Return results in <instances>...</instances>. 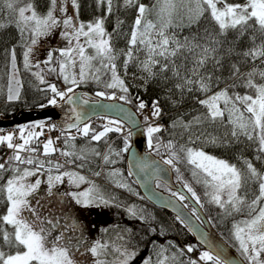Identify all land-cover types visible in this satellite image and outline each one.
I'll return each mask as SVG.
<instances>
[{"label": "snow or ice", "instance_id": "1", "mask_svg": "<svg viewBox=\"0 0 264 264\" xmlns=\"http://www.w3.org/2000/svg\"><path fill=\"white\" fill-rule=\"evenodd\" d=\"M5 7L8 10L16 11L18 13V20L16 26L23 33L26 29L33 33L34 37L47 35L51 29L58 25V20L54 15L57 12L58 0H49V10L43 16L39 15L33 8L32 3H28L23 7L17 8L16 5L20 0H3ZM108 6V12L113 10V0H102ZM125 7L135 6L137 9V16L135 18L132 30L128 39V50L121 52L125 57L123 66L127 69L130 62L135 61L140 70L147 74L148 79L157 76L164 77V73L171 71L172 76L178 79L174 87L178 89L181 94L185 91H196L207 94L212 87L213 79L219 83V77H215L214 73L217 71L223 72L225 70V57L219 55L223 50L222 45L224 40L218 39V36L226 37L230 30L238 32V37L244 36L249 30L253 29L259 32L261 42L255 43L256 36L251 37L253 47L238 53L242 55L244 62L252 61L255 65L256 61L260 62L259 66H253L249 71L242 72L239 63H230L227 65V70L230 72L234 80H243V86L250 89L252 94L229 95V89L224 88L205 99H199L197 102L206 109V119L212 121L222 120L227 111L228 122L232 125L231 135L239 139L241 135L246 137L249 141L257 143V151L264 154V83H256L255 79L259 77L264 80V0H245L243 4L228 3L227 0H156V4L150 8L139 0H123ZM74 8L78 9V0H71ZM153 9H157L155 22L147 18ZM59 11H64L60 8ZM30 12V15L26 13ZM183 13L184 15H181ZM207 14L208 18L217 26L218 33L213 35L208 29H204V35L201 36L198 32L192 33L190 36H185L183 39L178 38L176 29L193 27L199 28V23ZM179 18V22H176ZM187 23H184V20ZM63 24L67 29H74V31H66L63 35L67 38L71 36L76 41L75 48L69 47L60 50V56L56 57L59 74L63 76L65 83L73 86L85 82L89 77L100 82L102 71L111 73L110 82L105 84L109 89H120L123 93H128V87L125 81L119 76L115 64L117 55L111 46V35L106 33L103 27V19H97L95 23L75 25L73 17L69 16L63 20ZM5 25H0L4 27ZM84 37V44H81L80 38ZM107 37V38H105ZM203 41V42H201ZM71 42V41H70ZM31 43L34 45L36 39L33 38ZM85 45L94 50V54H87ZM32 48L29 47L24 53L25 67L29 66V54ZM143 51L145 58L139 60L138 53ZM234 48H228L226 53L231 56ZM187 53L188 55H184ZM76 58L79 59V79L77 74L72 72V68L76 66ZM181 58L182 63L177 65L176 59ZM13 62L15 61V52H12ZM54 59L52 52H49L48 59L45 63H50ZM94 61H99V67L94 65ZM107 61V63H105ZM190 61L191 67H187ZM211 61L212 72L207 73L208 64ZM158 69V71H157ZM181 69H184L182 74ZM51 72H56L57 68L49 69ZM207 73V74H204ZM35 75L43 82L44 76L40 72ZM14 79V77H13ZM165 80L168 77H164ZM19 84V81H16ZM230 85L229 87H235ZM54 95L48 100V104L56 105L57 97L63 99L67 93L59 91L55 84L48 85ZM73 88L69 87L67 92H72ZM8 99L14 100L19 97V89L13 91L11 81L8 86ZM97 95L104 96V92H98ZM111 98H115L113 93ZM120 100H128L127 95H121ZM71 100V97H69ZM220 101L224 102V107H220ZM86 102V101H85ZM130 102V101H129ZM146 104L141 101L138 105L139 109H144ZM152 116L160 118L163 115L162 109L159 107L158 101L153 102ZM148 117H145L147 120ZM196 123H199L201 118H193ZM79 120V115H77ZM189 121L183 126L189 128L192 125ZM176 122H173L175 126ZM114 125V126H113ZM42 127V125H41ZM55 128V125H52ZM162 125H149L147 131L148 147H153V134L159 133L162 130ZM68 128H77V131L84 136H88L92 131L91 140L99 141L105 137L109 132L120 133L123 131L119 121H109L103 126V131L95 132L90 129L89 125L85 124L82 129L77 127V124H68ZM21 139L23 143L14 144L13 135H0V143H7L9 149H13V156L9 157V162L18 161L20 164H33L32 157L25 159L21 156V151L27 150L35 152L36 148H28L32 137L39 136L41 133L29 132L27 136L24 135V128L20 129ZM131 132L124 137L125 147L123 151L128 150V139ZM59 139V138H57ZM74 139V137H72ZM198 139V137H197ZM190 142H194L190 138ZM215 143V140L211 141ZM67 143V140L65 141ZM53 140L48 139L44 144V153L48 154L55 149L52 147ZM156 148L161 147L159 143L155 145ZM164 147L169 150L174 149L172 141H168ZM114 151L110 149V152ZM181 152H184L185 158L189 164L193 166V175L198 176L203 174V183L205 186H210L211 203L219 205L220 208L231 207L229 215L233 213H245L243 218L233 224V235L238 242L239 249L249 264H264V173H261L254 167L250 161H246V173L235 165L228 163L225 160L218 159L212 155L205 153L203 150L195 148H185L181 146ZM66 156L73 155L70 152L63 153ZM119 155L120 153H115ZM99 155V152H96ZM79 158V157H78ZM181 157L175 152L171 151L170 158L164 163L173 165L174 160ZM259 159V156L257 157ZM105 163H115L114 160H109V154L104 156ZM42 166V165H41ZM59 167V165H58ZM6 170L5 163H0V171ZM19 171V169H15ZM38 170V169H37ZM179 171V169H177ZM35 173L25 168L19 175H14L8 179L3 190L6 191V200L8 202L7 213L0 217L5 224L13 226V231L0 228V240L3 245L16 250L11 253H6L0 246V264H76V261L70 254L69 247L58 243L60 237H56L52 241H48L44 234L46 230L40 227L37 230L35 222L28 221L22 212L28 207L27 197L36 190L40 181L37 180L35 184H25L24 180L28 176ZM116 172L111 175H116ZM74 183H82L85 177L78 173H64ZM99 175V173H96ZM131 175V173H129ZM56 181L61 180V176L54 178ZM53 180L49 177V183ZM257 185V190L253 194L251 201H248L247 195H240V190L245 188L249 183ZM120 187H127L125 184H119ZM188 190L192 192L195 197L196 193L188 185ZM227 196L223 199L222 196ZM77 203L85 205L92 204L99 200L101 203H108L102 197H95L92 195V189L87 192L74 194ZM184 199L183 196L180 197ZM199 201V197H197ZM132 216H136L137 212L134 208L128 209ZM141 220L145 217L140 216ZM130 230H125L129 232ZM118 239L124 240L123 236H118ZM112 248L115 258L111 261L101 259L100 257L108 254V249ZM187 252H193L194 246H186ZM88 251L93 257H96L94 264H129L136 255L135 250L128 247V242L120 245H109L108 243H101L97 241ZM168 251L165 246H158L156 255L158 259L156 264H169L170 257L165 255ZM181 255L184 249L179 250ZM171 260L173 264H178V258L175 253L172 254ZM201 262H211V264H229L226 259H223L220 254H214L212 251L201 252L198 259H189L186 264H201ZM143 264H153L152 257L144 260Z\"/></svg>", "mask_w": 264, "mask_h": 264}, {"label": "trees", "instance_id": "2", "mask_svg": "<svg viewBox=\"0 0 264 264\" xmlns=\"http://www.w3.org/2000/svg\"><path fill=\"white\" fill-rule=\"evenodd\" d=\"M140 3L148 5L150 8L156 4V0H139ZM228 3H244L245 0H227ZM28 3L33 4L34 10L41 16L45 15L49 10V0H20V3L16 5L17 8L23 7ZM79 8L73 7V15L75 20L80 24L95 23L97 19H103V27L106 33L111 35V46L113 47L117 59L115 60L117 72L119 76L125 81L128 87V93L125 94L121 90L115 92V100L128 104L133 107L138 114L150 115L154 118V121L149 125H162V130L159 133L153 134V147L149 148L146 138V149L149 150L154 156L162 160L163 162L170 158L171 151H175L181 158L174 160L175 167L169 165L172 173V179L174 182H179L183 188L188 192L191 198L201 208L204 215L211 221L216 231L220 236L236 250L241 258L246 263L245 259L236 249V241L233 235V224L243 218L245 213H233L229 215L231 211L230 206L220 208L219 205L211 203L207 197L206 186L203 183V174L194 176L193 166L189 164L185 158V153L180 151L181 146L185 148L191 147L195 149L203 150L205 153L215 156L219 159L225 160L230 164L235 165L246 173V161H250L254 167L261 173H264V154L257 151V143L249 141L246 137L241 135L239 139L234 138L231 135L232 125L228 122L227 111H225V117L222 120L212 121L206 119V109L200 105L197 101L199 99H205L207 96L220 91L221 89L228 88L229 95L239 94L246 95L252 94V91L243 86V80H234L231 77L230 72L227 70V65L230 63H239L242 72L249 71L253 66H259L260 62L256 61L255 65L252 61L244 62L242 55L250 47H253V41L251 37L256 36L255 43L261 42L259 32L253 29H249L244 36L238 37V32L230 30L226 37L217 35L218 39L224 40L222 45V51L219 55L225 57V70L223 72L217 71L214 73L215 77H219V83L215 78L212 82L211 90L205 94L196 91L195 88L192 92L185 91L183 94L174 87L176 83H179L178 79L172 76V72L168 71L164 73V77H168L167 80L164 77L157 76L152 79H148L147 74L142 72L135 61L130 62L127 69L123 66L125 57L121 55V52L128 50V39L132 30L135 18L137 16V9L135 6L125 7L123 0H113V10L108 12V6L102 0H78ZM157 9H153L147 18L156 21ZM181 15H184L181 13ZM18 20V13L16 11L8 10L3 0H0V118L8 119L12 117L16 112L21 110L42 109L53 105L48 104V100L51 98V90L48 85L55 84L58 90L64 89L68 83H65L63 76L59 74L58 64L56 57H59L56 51H52L54 59L50 63H45L48 57L44 60L37 56L35 46L39 37H34L30 30H25L21 33L20 29L16 26ZM176 22H179L177 18ZM184 23H187L185 18ZM208 29L213 35L218 33L217 26L208 18L207 14L201 19L199 28L193 27L191 30L188 28L176 29L178 38L183 39L185 36H190L194 32H198L199 35H204V29ZM36 39V43H31L32 39ZM107 38V37H105ZM203 42V41H201ZM31 47L32 51L29 54V66L25 67L24 53ZM228 48H234V52L231 56H228L226 50ZM15 52L14 64L18 71L21 87L19 91V97L14 100L8 99V85L10 79V65L13 62L12 52ZM87 54H93L88 48ZM184 55H188L185 53ZM139 60L145 58L143 51L138 53ZM107 61H105L106 63ZM96 67H99V61L93 62ZM182 63L181 58L176 59V64ZM56 67V72H51L49 69ZM187 67H191L190 61L187 63ZM158 71V69H157ZM40 72L44 76L42 82L35 73ZM183 74L184 69H181ZM212 72L211 61L208 64L207 73ZM204 73V74H207ZM111 78V73L102 71L100 76V82H96L93 79H89L84 83L76 85L74 90H82L92 95H97V91H103L105 96L110 93L111 90L105 87L107 80ZM256 83H264L259 77L255 79ZM235 84V87H229ZM121 95H127L128 100H120ZM112 100L111 98H109ZM130 101V102H129ZM143 101L146 104L144 109H139V103ZM158 101L159 107L162 109L163 115L160 118L152 116L153 102ZM220 107H224V102L220 101ZM194 117H200L199 123L194 121ZM108 117H95L88 121L90 129L97 132L103 125ZM117 121V120H115ZM141 121L144 120L141 118ZM192 121V125L189 128H185L183 125ZM173 122H176L173 126ZM43 121L28 122L25 125H19L15 129H0V135L5 132H12L15 134L16 130L24 128V135L27 136L29 132L41 133V125ZM121 127L123 126L120 123ZM79 128V127H78ZM38 131V132H37ZM92 131L88 136H84L82 133L75 129L72 132H59L57 139L59 146L54 147L55 151L45 154L43 151V144L45 142L42 139V135L33 136L28 148H36L35 152H29L27 150L21 151V156L27 159L32 157L34 163L20 164L18 161L9 162L8 158L13 156L14 152L9 151V148L5 143H0V163H5L6 170L0 171V217L7 213L8 202L6 200V191L3 190L8 179L14 175L21 174L22 170L28 168L30 170L40 171L46 176L56 175L62 172H67L70 169L75 170L89 179L96 181L100 189L97 190V194L104 200L108 201L107 204L115 207L117 211L121 212V216H116L114 221L108 225L105 230L100 233V239L106 241L109 245H120L128 242V247L135 250L136 255L129 264H141L142 261L148 257H152L153 264H156L158 259L156 252L158 246L163 245L168 251L165 255L170 257L169 264H173L171 260L172 254L175 253L178 258V264H186L189 259H198L195 255L200 251H205L193 238L189 231L178 221L172 214L155 208L148 204L140 194L134 180L129 175L125 165V154L123 151L125 147L124 137L117 132H109L107 135L99 141L91 140ZM16 135V134H15ZM74 137V139H72ZM198 137V139H197ZM190 138L194 142H190ZM13 140H19L16 137ZM67 140V143L65 141ZM215 140V143L211 141ZM21 143L23 141L19 140ZM172 141L175 146L173 150H169L164 147ZM159 143L161 147L156 148L155 145ZM2 144V145H1ZM6 147V148H5ZM129 147V139H128ZM114 150V151H111ZM70 152L73 155L66 156L63 153ZM99 152V155H96ZM115 153H120L116 155ZM109 154V160H114L115 163H105L104 156ZM259 156V159L257 158ZM79 157V158H78ZM42 165V166H41ZM59 165V167H58ZM19 169L16 171L15 169ZM38 169V170H37ZM179 169V171H177ZM116 172V175L111 173ZM99 173V175H96ZM99 178V180H96ZM119 184H125L127 187H120ZM155 185L160 190L175 194L181 202L196 215L195 211L191 208L185 199H181V195L169 190L164 184L159 181L155 182ZM190 186L196 193L194 197L192 192L188 190ZM257 190V185L249 183L245 188L240 190V195H247L248 201H251L253 194ZM199 197V201H197ZM45 210L51 205H44L38 202ZM47 208V209H46ZM134 208L137 215L132 216L128 209ZM51 210V209H50ZM45 213V212H43ZM53 212H50L52 214ZM56 213V210H55ZM41 216H47L45 215ZM143 216L145 219L141 220L139 217ZM48 217H55L50 215ZM0 228L13 231V226L5 224L0 220ZM130 230L125 232V230ZM118 236H123L124 240L118 239ZM80 242V239L78 240ZM91 242V241H90ZM70 245V254L76 261V264H94L96 257H93L89 248H78L74 245L72 240L65 242ZM194 246L193 252H187L186 246ZM0 246L6 253L14 252L15 248H10L3 245L0 240ZM67 246V245H66ZM180 249H184L183 255L180 253ZM116 253L110 247L106 256L100 257L101 259L109 260L114 258ZM205 264V262H201ZM211 264V262H207ZM247 264V263H246Z\"/></svg>", "mask_w": 264, "mask_h": 264}, {"label": "water", "instance_id": "3", "mask_svg": "<svg viewBox=\"0 0 264 264\" xmlns=\"http://www.w3.org/2000/svg\"><path fill=\"white\" fill-rule=\"evenodd\" d=\"M95 117L112 118L128 127L131 136L125 154L126 169L131 173L130 176L148 204L176 217L205 251L220 254L229 264H246L236 250L220 236L183 186L173 181L169 165L146 149L141 119L136 110L128 104L98 97L82 90H74L68 92L56 105L42 109L21 110L8 119L0 118V129H15L28 122L48 119L51 125L56 126V130L66 133L77 129L68 128V124H77V127H80ZM156 181L183 196L196 215L175 194L157 188Z\"/></svg>", "mask_w": 264, "mask_h": 264}, {"label": "rangeland", "instance_id": "4", "mask_svg": "<svg viewBox=\"0 0 264 264\" xmlns=\"http://www.w3.org/2000/svg\"><path fill=\"white\" fill-rule=\"evenodd\" d=\"M57 8L58 10L57 12L54 13V15L56 16L59 22L58 25L55 28L51 29L47 35L39 36V39H37V44L35 46V51H36L37 56L43 58L44 60L48 57L49 52H52L53 50L56 51L58 54H60L61 49H66L69 47L75 48L76 46V41L71 36L66 38L63 35V33H65L66 31H69V32L74 31V29L66 28V26L63 24L64 19L71 16L73 17L74 24L75 25L79 24L74 18L73 6L71 4V0H58ZM60 8H63L64 11H59ZM30 14H31L30 12L26 13V15H30ZM79 42L81 44H84V37H81ZM85 49L87 51L88 49L87 45H85ZM89 49L94 54V50L91 48ZM72 72L76 73L77 79H79V76H78L79 59L78 58H76V66L72 68ZM89 79H91V77H89L86 81H88ZM110 79L107 80V82H110ZM10 81L12 83L14 93L17 88L20 91V87H21L20 77H19V74H18V71L16 69L14 62H12L10 65L9 82ZM16 81H19V84H17ZM69 87H72L74 89L75 86L68 84L64 89L59 90V91H64L68 93L67 89ZM109 90L111 91L110 93L106 95L107 98L104 97L105 99L111 98L113 93L115 94V92L120 91V89L118 88L109 89ZM98 92H103V91H97V93ZM96 96L102 97L99 95H96ZM111 99L115 100L114 98H111ZM61 100L62 99L58 97L57 103H59ZM139 115H140V118L144 120L143 127H144V133L146 136L147 134L146 129L149 126V123L154 121V118H152L148 114L144 115L143 113H140ZM145 117H148V119L145 120ZM109 121H115V119H112V118L106 119L102 127L97 132L103 131V126L108 124ZM85 124L88 125V123H85ZM85 124L81 125L79 128L82 129ZM10 133L12 134V132L8 131V132L3 133V135H7ZM15 134H13V138L16 137L17 139L22 141L20 130H16ZM19 140H16V141L13 140L12 142L14 144H20L21 142ZM5 145L7 146L6 142H5ZM52 147L54 148V145H52ZM9 151L14 152L13 149H9ZM31 171L34 172L35 174L32 176L26 177L24 180V183L25 184H35V182L39 180L40 184L36 188V190L27 197L29 204H28V207L24 209V211L22 212V215L28 221L35 222L37 226V230H39L40 227H43L46 230L44 234L47 236L48 241H52L56 237H60L59 241H57L60 244H63L65 246L67 245V247H70V245L68 246V244L65 242H67V240H72L76 247L78 248L83 247L86 249L87 248L90 249L97 241L101 243H107L106 241L108 240L102 241L100 239V233L103 230H105V228L114 221V218L117 215L121 216L122 213L117 211L116 208L111 206L110 204L101 203L99 200L95 201L92 204H88V205L77 203V200L74 195V194L84 193V192H87L89 189H92V195L95 197H100L97 194V190L100 189V187L97 185L94 178L91 180L87 178L86 176L82 175V173H79L74 170L72 171L73 173H78L80 176L85 177L84 182L74 183L70 180L68 176L64 175L65 172L52 175V176H46L40 171H35V170H31ZM56 176H61V180L56 181L54 179ZM49 177L53 178L51 183H49ZM206 188H207L206 189L207 197L208 199L211 200L212 189L210 186H206ZM222 198L227 199L226 194L223 195ZM38 202L43 203V206L49 205L50 203L51 205L48 207L49 211L45 210L41 205L38 204ZM55 210H56V213H55ZM43 212H45L47 216H41V214L45 215V213ZM50 212H53V213L50 214ZM50 215H55V217H48ZM79 239H80V242L78 241ZM236 245H237L236 249L245 259V257L243 256V254L241 253L239 249V245L237 241H236ZM200 254L201 252L199 251L198 255L200 256ZM114 258L112 259L109 258V261L113 260ZM144 260L142 261L141 264H143ZM245 261L247 264H249V262L246 259Z\"/></svg>", "mask_w": 264, "mask_h": 264}, {"label": "built area", "instance_id": "5", "mask_svg": "<svg viewBox=\"0 0 264 264\" xmlns=\"http://www.w3.org/2000/svg\"><path fill=\"white\" fill-rule=\"evenodd\" d=\"M54 95L51 94V97ZM123 131L120 132V134H126L129 132V130L127 128H122ZM41 135H42V138H48V139H52L53 142H54V146L55 147H58L59 146V143L57 142V138H58V131L55 130L52 125H51V122L49 120H46L42 123V127H41ZM198 253L195 255L196 258H198Z\"/></svg>", "mask_w": 264, "mask_h": 264}, {"label": "crops", "instance_id": "6", "mask_svg": "<svg viewBox=\"0 0 264 264\" xmlns=\"http://www.w3.org/2000/svg\"><path fill=\"white\" fill-rule=\"evenodd\" d=\"M47 140H45V142H46ZM44 142V143H45ZM44 151V150H43ZM72 171H74V170H69V171H67V173H73ZM66 173V172H65ZM94 181V180H93ZM96 182V181H95Z\"/></svg>", "mask_w": 264, "mask_h": 264}]
</instances>
